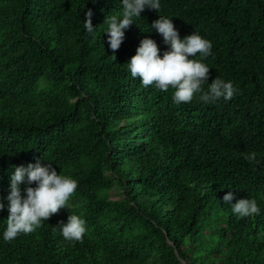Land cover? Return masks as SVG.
<instances>
[{"label":"trees","instance_id":"1","mask_svg":"<svg viewBox=\"0 0 264 264\" xmlns=\"http://www.w3.org/2000/svg\"><path fill=\"white\" fill-rule=\"evenodd\" d=\"M120 12L119 0H0V196L38 159L77 181L68 207L0 239V264H264V0H161L113 52L104 31ZM158 14L212 42L207 82L231 81L232 99L177 105L130 76L140 40L167 49L147 32ZM228 192L260 214H232ZM69 214L82 241L52 231Z\"/></svg>","mask_w":264,"mask_h":264},{"label":"clouds","instance_id":"2","mask_svg":"<svg viewBox=\"0 0 264 264\" xmlns=\"http://www.w3.org/2000/svg\"><path fill=\"white\" fill-rule=\"evenodd\" d=\"M119 15L107 17V44L113 52L119 49L124 40L125 30L134 23V18L141 17L145 9H161V0H119ZM83 28L87 33L94 32L91 12ZM136 24V23H135ZM155 31L162 36L167 49L161 54L156 41L152 38L140 40L135 54L129 59L127 71L134 79L138 78L144 86H154L160 91L171 88L172 101L179 105L191 102L196 96L204 103H214L223 99L228 101L237 93L231 81L216 77L209 84V70L204 61L212 54V42L198 32L180 38L172 18L158 14L147 32ZM199 55V59H197ZM207 85L205 90L204 86ZM256 153H246L244 159L253 162ZM21 185H24L22 188ZM77 189L76 179L58 174L51 161L42 164L38 159L27 166H17L9 173V187L6 196H0V211H8L6 226L0 232V239L10 242L20 234L34 232L59 209L67 206L70 197ZM232 192L223 196V201L231 208L232 214L239 218L260 214V207L255 198L238 199L235 203ZM6 201V203H5ZM86 224L77 214H69L67 222H60L52 227L54 233L66 242L82 241Z\"/></svg>","mask_w":264,"mask_h":264},{"label":"rangeland","instance_id":"3","mask_svg":"<svg viewBox=\"0 0 264 264\" xmlns=\"http://www.w3.org/2000/svg\"><path fill=\"white\" fill-rule=\"evenodd\" d=\"M112 194H113V197H114V198H117V196H115V194H114V192H113V191H112Z\"/></svg>","mask_w":264,"mask_h":264}]
</instances>
